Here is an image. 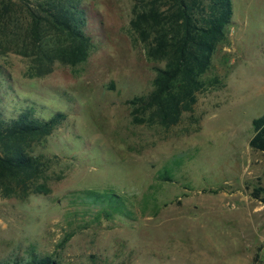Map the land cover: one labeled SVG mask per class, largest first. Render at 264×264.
<instances>
[{
	"label": "rangeland",
	"instance_id": "374dc122",
	"mask_svg": "<svg viewBox=\"0 0 264 264\" xmlns=\"http://www.w3.org/2000/svg\"><path fill=\"white\" fill-rule=\"evenodd\" d=\"M139 2L80 0L89 55L44 75L17 53V36L0 30L3 116L65 114L29 149L44 156L51 192L0 193V264L34 255L61 264H258L256 254L264 261V204L251 195L264 186V153L250 146L253 119L264 114V0H232L204 87L170 126L131 103L154 89L166 65L132 26ZM164 167L174 168L171 180L159 178ZM107 188L134 202L139 216L99 221L101 202L76 199ZM146 194L157 215L152 203L143 210Z\"/></svg>",
	"mask_w": 264,
	"mask_h": 264
},
{
	"label": "trees",
	"instance_id": "16d2710c",
	"mask_svg": "<svg viewBox=\"0 0 264 264\" xmlns=\"http://www.w3.org/2000/svg\"><path fill=\"white\" fill-rule=\"evenodd\" d=\"M80 0H0V30L10 29L17 36V53L33 57L35 75L52 71L56 62L76 65L89 55L91 39L83 31V10ZM132 26L143 40L149 41V54L164 59L158 70L154 89L131 103L135 111L152 110L154 117L166 126L179 122L182 113L193 109L197 92L204 87L202 75L211 66L212 57L226 38V26L233 17L232 0H139ZM14 19L17 21H14ZM10 24H14L11 26ZM11 27V28H10ZM136 116L135 119H137ZM65 119L62 112L49 119H40L26 110L15 117L0 112V193L4 196L27 195L30 192L49 194L46 160L29 149L42 140ZM250 146L264 153V114L253 119ZM173 167H164L162 180H171ZM253 198L264 204V186L251 191ZM102 203L96 219H110L120 214L129 219L139 216L126 197L113 188L104 191L86 189L76 199ZM152 203V215L159 212L156 198L144 197V207ZM140 214H144V211ZM141 215V216H142ZM73 233L66 236L68 240ZM254 263L264 264L256 254ZM14 264H61L51 255H34L30 260Z\"/></svg>",
	"mask_w": 264,
	"mask_h": 264
}]
</instances>
